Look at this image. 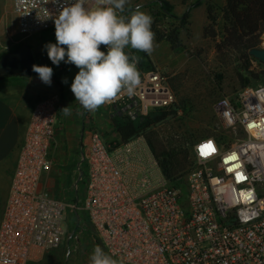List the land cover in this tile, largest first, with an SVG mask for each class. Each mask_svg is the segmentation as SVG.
I'll return each instance as SVG.
<instances>
[{
    "label": "built area",
    "instance_id": "2783aa9c",
    "mask_svg": "<svg viewBox=\"0 0 264 264\" xmlns=\"http://www.w3.org/2000/svg\"><path fill=\"white\" fill-rule=\"evenodd\" d=\"M10 2L19 33L30 36L54 30V19L66 0ZM85 6L95 7V0H85ZM137 67L142 83L135 95L121 92L107 104L114 115L132 122L177 102L168 75L156 67ZM261 89L264 85L248 86L216 102L222 131L194 144L195 168L186 179V193L169 185L151 152L145 160L133 143L113 150L100 133L90 134L83 156V209L117 262L264 264ZM60 102V93L44 97L32 111L0 221V264H30L74 238L67 228L69 206L51 197L46 185ZM209 140L216 151L198 156L196 145ZM233 156L236 159H230ZM147 171L154 173L149 177ZM238 173L244 179H238Z\"/></svg>",
    "mask_w": 264,
    "mask_h": 264
},
{
    "label": "rangeland",
    "instance_id": "374dc122",
    "mask_svg": "<svg viewBox=\"0 0 264 264\" xmlns=\"http://www.w3.org/2000/svg\"><path fill=\"white\" fill-rule=\"evenodd\" d=\"M202 1L207 0H131L129 5L132 8L137 4L141 5V10L151 15L152 26L161 29L175 26L177 22L173 17L180 18L186 13L191 16L188 30L181 34L184 49L174 51L166 42L155 41L156 47L150 56L151 59L154 58V64L145 61L143 52L134 53L141 58L139 62L141 65L154 66L170 77V83L177 98L176 103L183 109L180 119L184 120L168 119L167 122L155 128L164 137L169 136L171 128L180 131L178 127L181 125L182 131L188 132V137L197 141L208 135L221 133L222 129L214 112V105L222 97H231L244 88L242 77L247 75L237 66L236 59L227 65H221L217 58L215 44L203 37V28L207 21L203 16L195 15L191 11ZM211 1L217 7L225 3L224 0ZM163 5L165 10L162 9ZM261 39L260 49H264V34ZM48 43H56L55 29L30 36L21 35L10 0H0V63L5 55L14 50L30 47L35 54L36 65H39L40 53H47L45 45ZM101 50L106 52V47L102 45ZM71 66L70 73L66 75V85L71 80L73 82L79 71L75 65L71 64ZM251 71L261 74L264 71V65L254 62ZM12 78L9 77L6 80ZM29 78L41 81L35 72ZM250 79L249 86L263 83L262 80H255L252 77ZM60 94V111L52 147L53 163L46 178V185L51 197L69 206L66 218L67 228L74 233V238L58 249L41 254L37 261L30 264H89L90 255L93 248L98 245L99 237L92 225L88 227L83 225V229L78 228L77 211L82 221L89 220V217L83 209V204L77 206L73 202L75 195L79 192L78 184L84 175L83 156L86 143L90 134L97 132L113 150L122 146L118 144L116 130L112 123L115 117L112 107L105 104L95 112H86L75 101L72 91ZM64 107L71 109V115H64L62 111ZM137 122L140 125L143 119ZM131 143L133 147L147 145L150 150L143 137ZM123 150H125L124 147ZM113 156L116 157L115 152ZM153 173L147 171L149 177ZM88 229H91L94 234H91ZM118 264L121 263L118 262Z\"/></svg>",
    "mask_w": 264,
    "mask_h": 264
},
{
    "label": "clouds",
    "instance_id": "9594fccd",
    "mask_svg": "<svg viewBox=\"0 0 264 264\" xmlns=\"http://www.w3.org/2000/svg\"><path fill=\"white\" fill-rule=\"evenodd\" d=\"M130 3L131 0H95V7H86L85 0H66L54 19L56 43L45 45L48 58L54 65L63 61L79 69L71 91L86 112L112 103L121 92L129 97L135 95L142 83L137 67L141 58L134 53L153 54L156 47L153 19L141 10V5L132 8ZM102 45L106 52L101 50ZM32 70L43 83L51 85V67L34 64ZM62 82L67 83V78ZM62 111L65 116L71 115L69 107ZM209 142L213 145L211 140L196 145L198 156L203 157L201 146ZM89 264L118 262L96 245Z\"/></svg>",
    "mask_w": 264,
    "mask_h": 264
},
{
    "label": "trees",
    "instance_id": "16d2710c",
    "mask_svg": "<svg viewBox=\"0 0 264 264\" xmlns=\"http://www.w3.org/2000/svg\"><path fill=\"white\" fill-rule=\"evenodd\" d=\"M200 5L197 4L196 6ZM207 11V23L203 28V37L211 40L215 44L217 58L221 65H227L233 59L236 64L246 73L247 77H242L243 86L250 85V77L255 80H262L264 85V71L255 74L251 71L253 63L264 65L259 60L251 56L250 52L259 49L264 34V0H225L221 7H217L211 0L205 2ZM162 9L166 8L164 5ZM176 25L167 29L152 26L157 43L166 42L174 51L184 49L181 34L188 30L191 16L189 13L180 18L173 17ZM147 63H151L149 55L143 52ZM39 66H48L53 69L51 84H56L62 88L63 76L72 68L71 64L61 62L59 66L54 65L48 58L47 53H40ZM155 68L145 66L144 70ZM262 76V77H261ZM258 86V85H257ZM182 108L175 103L170 108L152 111L143 118V123L138 125L137 121H127L125 118L114 115L112 123L116 130V138L119 145H127L138 138H144L150 147L151 153L156 160L164 179L172 188L181 189L183 193L187 191V177L195 168L193 156V146L197 140L188 137V132L182 131V125L178 131L175 128L169 130L168 137L161 136L155 129L158 125L167 122L168 119H180ZM214 133L208 136H217ZM207 137V136H206ZM85 165V163H84ZM86 166V165H85ZM84 166V175L78 184V193L74 197V203L79 206L84 203L87 172ZM79 224L78 228L83 229V225H90V220L82 221L80 213L77 211ZM91 234H94L91 229ZM88 231V232H90ZM97 244L103 248L99 239Z\"/></svg>",
    "mask_w": 264,
    "mask_h": 264
},
{
    "label": "crops",
    "instance_id": "0c3cea01",
    "mask_svg": "<svg viewBox=\"0 0 264 264\" xmlns=\"http://www.w3.org/2000/svg\"><path fill=\"white\" fill-rule=\"evenodd\" d=\"M191 11L195 15L203 16L207 21L204 1ZM150 60L154 64V58L150 57ZM144 68L140 63V69ZM70 70L63 76V79L70 73ZM6 79L0 81V221L35 104L41 97L52 96L59 91L60 93L71 91L72 84V80L68 85L62 82L61 88L58 85H47L42 81L26 77H13L9 79L11 81ZM137 148L139 149L138 157L148 156L150 150L147 145H140Z\"/></svg>",
    "mask_w": 264,
    "mask_h": 264
},
{
    "label": "water",
    "instance_id": "95a60500",
    "mask_svg": "<svg viewBox=\"0 0 264 264\" xmlns=\"http://www.w3.org/2000/svg\"><path fill=\"white\" fill-rule=\"evenodd\" d=\"M250 54L264 64V49H254ZM34 64L36 65V57L32 48L25 47L14 50L2 58L0 63V81L9 77L29 78L34 74L32 70Z\"/></svg>",
    "mask_w": 264,
    "mask_h": 264
},
{
    "label": "snow or ice",
    "instance_id": "6c2138e0",
    "mask_svg": "<svg viewBox=\"0 0 264 264\" xmlns=\"http://www.w3.org/2000/svg\"><path fill=\"white\" fill-rule=\"evenodd\" d=\"M204 149H207V151H205ZM216 151L215 147L211 144V142H209L208 144L206 145H202L201 146V155L203 157H208L209 155H211L212 153H214ZM230 159H236L235 156L233 157H230ZM237 178L238 179H244L243 175L238 173L237 174ZM248 198H251V193H248Z\"/></svg>",
    "mask_w": 264,
    "mask_h": 264
},
{
    "label": "flooded vegetation",
    "instance_id": "af4514ba",
    "mask_svg": "<svg viewBox=\"0 0 264 264\" xmlns=\"http://www.w3.org/2000/svg\"><path fill=\"white\" fill-rule=\"evenodd\" d=\"M25 48V47H24Z\"/></svg>",
    "mask_w": 264,
    "mask_h": 264
}]
</instances>
